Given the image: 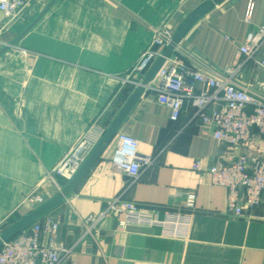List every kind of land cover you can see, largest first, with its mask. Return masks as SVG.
<instances>
[{
	"label": "crops",
	"instance_id": "crops-1",
	"mask_svg": "<svg viewBox=\"0 0 264 264\" xmlns=\"http://www.w3.org/2000/svg\"><path fill=\"white\" fill-rule=\"evenodd\" d=\"M205 1L32 0L15 17L0 12V221L40 206L30 198L36 188L45 201L59 193L68 182L49 171L89 129H107L136 87L125 79L150 46L152 29L168 25L175 33ZM247 5L222 1L187 32L173 58L216 77L235 68L237 84L264 95V68L239 51L264 22V0H256L250 22ZM120 131L156 161L136 179L118 173L114 138L76 192L41 219L57 221V241L73 247L66 264H264V196L246 216L230 215L228 190L209 172L241 153H264V136L249 146L220 143L190 103L174 121L152 89ZM188 193L194 209L185 207ZM119 196L160 219L189 213L187 236H166L159 225L123 227L116 215L87 233L85 218ZM42 241L49 243L47 234Z\"/></svg>",
	"mask_w": 264,
	"mask_h": 264
},
{
	"label": "built area",
	"instance_id": "built-area-1",
	"mask_svg": "<svg viewBox=\"0 0 264 264\" xmlns=\"http://www.w3.org/2000/svg\"><path fill=\"white\" fill-rule=\"evenodd\" d=\"M32 0H0V12L14 17ZM256 7V0H248L245 20L250 22ZM153 38L140 60L126 77L125 81L138 85L162 50L172 41L173 29L164 25L152 29ZM264 46V22L249 31L239 51L248 60H254L264 68V56L258 54ZM179 49V48H178ZM177 49V51H178ZM239 67V65L237 66ZM236 69L226 71V75L216 77L189 66L183 59L168 58L161 68L151 89L157 92L158 101L170 110V118L180 119L184 105L190 103L201 123L212 129L214 138L232 147L249 146L256 134L264 136V95L247 87L240 86L233 79ZM140 76V79L132 75ZM206 88L198 90L199 84ZM257 131V133L255 132ZM105 129H89L70 147L53 168V173L69 182L78 172L90 152L104 134ZM116 151L112 157L115 170L138 178L143 169L153 165L156 157L143 154L139 150V141L126 132H118ZM194 168H201L200 161ZM212 182L228 190L227 213L233 216H246V210L257 207L264 196V153L244 152L230 162L219 161L209 167ZM34 201L40 205L45 202L42 195H36ZM195 195H186L185 207L195 208ZM109 215L121 217L119 223L161 226L164 235L186 237L190 224V214L185 211L167 212L164 219L152 208L141 207L134 201L121 196L111 199L107 206L97 214H91L84 220L88 233ZM59 223L50 217L37 221L23 230L0 248V264H66L73 247L58 242ZM47 234L49 243L42 241Z\"/></svg>",
	"mask_w": 264,
	"mask_h": 264
},
{
	"label": "water",
	"instance_id": "water-1",
	"mask_svg": "<svg viewBox=\"0 0 264 264\" xmlns=\"http://www.w3.org/2000/svg\"><path fill=\"white\" fill-rule=\"evenodd\" d=\"M224 0H207L197 9H195L180 25V27L175 31L172 41L162 50L161 54L157 57L148 71L143 75L138 85L135 87L134 91L119 110L117 115L108 125L104 134L97 142L93 150L90 152L78 172L74 177L51 199L45 201L43 204L38 206L36 209L20 218L8 228H6L0 234V248L3 244L9 241L11 238L22 232L23 230L30 227L35 222L41 220L47 214H49L56 207L61 205L67 198L76 192L80 184L87 177L93 166L96 164L104 150L110 144V142L115 138L118 132L131 111L139 103L140 99L145 95V93L151 89L152 84L155 82L159 71L165 65L168 58L173 56L177 49L179 48L182 40L184 39L187 32L208 12L214 9ZM17 41H14L12 45H15Z\"/></svg>",
	"mask_w": 264,
	"mask_h": 264
},
{
	"label": "rangeland",
	"instance_id": "rangeland-1",
	"mask_svg": "<svg viewBox=\"0 0 264 264\" xmlns=\"http://www.w3.org/2000/svg\"><path fill=\"white\" fill-rule=\"evenodd\" d=\"M23 10V9H22ZM21 10V11H22ZM20 11V12H21ZM19 12V13H20ZM18 13V14H19ZM16 16V15H15ZM14 16V17H15ZM7 17V16H6ZM8 18H12V17H8ZM78 143V142H77ZM77 143H75V144H77ZM74 144V145H75ZM73 145V146H74ZM72 147V146H71ZM58 163V162H57ZM56 166V165H55ZM54 166V167H55ZM53 167V168H54ZM53 168L49 171V177H54V176H56L55 175V173H53ZM38 190V188H36V189H34V191H32V193L30 194V198H33L34 199V197L36 196V195H40L39 193H36V192H38L37 191ZM41 205V204H40ZM33 209H36L35 207L33 208ZM20 217H19V215H14V216H12L10 219H8V220H6V221H0V234L6 229V228H8L10 225H12L14 222H16L18 219H19Z\"/></svg>",
	"mask_w": 264,
	"mask_h": 264
}]
</instances>
